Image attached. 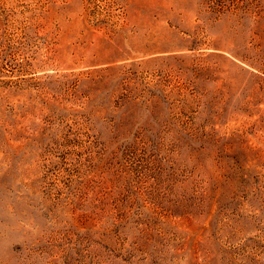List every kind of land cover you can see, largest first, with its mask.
I'll list each match as a JSON object with an SVG mask.
<instances>
[{
    "label": "rangeland",
    "instance_id": "374dc122",
    "mask_svg": "<svg viewBox=\"0 0 264 264\" xmlns=\"http://www.w3.org/2000/svg\"><path fill=\"white\" fill-rule=\"evenodd\" d=\"M0 264H264V0H0Z\"/></svg>",
    "mask_w": 264,
    "mask_h": 264
}]
</instances>
